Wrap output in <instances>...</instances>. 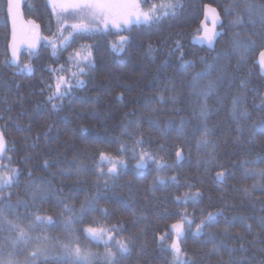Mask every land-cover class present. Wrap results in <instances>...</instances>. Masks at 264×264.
I'll return each instance as SVG.
<instances>
[{"label": "trees", "instance_id": "obj_1", "mask_svg": "<svg viewBox=\"0 0 264 264\" xmlns=\"http://www.w3.org/2000/svg\"><path fill=\"white\" fill-rule=\"evenodd\" d=\"M140 2L147 11L154 4L166 9L170 0ZM175 2L174 15L150 27L133 26L130 31L122 33L129 36V41L119 55L111 47L112 43L118 42L115 34L73 33L66 50H62L64 46L61 45L53 56V49L43 39L38 52H22L20 62L13 67L10 63L7 0H0V131L7 142L6 152L0 156V164L5 166L0 167V173L11 168L19 170L18 181L3 190V195L10 196V199L0 200V204L16 205L18 200L28 202V208L20 204L15 209L21 220L33 211L56 218L60 213L55 204L56 196L79 208L86 196H94L99 191V205L108 208L112 215L104 220L99 213H90L85 224H77L76 228L91 224V217L109 226L123 224L118 239L131 237L134 243L130 245V253L123 256L117 253L119 264H172V253L166 250V246L175 239L170 225L180 219L176 213L186 211L189 219L199 223L202 213L215 214L222 209L223 215L208 222L210 227L204 230V234H194L195 224L192 231L185 233L180 245L187 257L194 264H216L220 257L212 251L213 244L224 242L221 246L224 260L231 259L233 264H264V229L260 227V218L264 217V191L259 187L250 194L241 190L242 187L251 189L259 179L245 176V167L264 168V133L254 128V122L258 123L264 117V107H258L264 97V72L257 63L264 44L258 40L260 46L253 49L246 60L232 49L233 33L239 32L241 38L249 34L254 39L264 35V0ZM206 4L216 6L224 19L225 33L218 39L214 51L191 43V39L201 32ZM225 8L230 11L226 13ZM24 12L31 24L41 25L43 37L56 40L58 45L71 32L64 25L87 22L71 13L58 20L49 0H25ZM237 13L243 23L233 27L230 21ZM61 28L62 33L58 31ZM177 41L182 48L177 49ZM85 45H92L95 63V67L83 77L85 84L74 88L62 100L49 101L51 93L47 85L54 84L55 80L48 68L64 65L68 71H74L75 67L68 61L69 54L76 51L86 54ZM149 45L152 46L151 52ZM225 52L228 55H224ZM182 53L184 60L194 61V66H189L187 71L179 68ZM200 57H205V62H201ZM206 64L213 65L211 76L200 79L194 89L193 76ZM25 65H30L33 71L21 70ZM210 79L216 83L207 98L211 108L206 121L208 135L202 137L199 112L204 97L197 93L208 90ZM158 93L165 97L163 103L157 99ZM173 95L178 98L175 105L169 100ZM234 98L239 100L235 116L232 112ZM53 104L57 107L53 108ZM243 108L249 112L247 117L239 115V109ZM130 121H138L140 127L130 126ZM149 121L158 122L159 129L149 127ZM181 122L186 135L177 138L176 130L181 128ZM160 130L169 132L167 138L160 135ZM140 134L144 143L136 147L135 140ZM98 136L105 143H93ZM201 139L208 144H202L198 149L197 142ZM120 143L129 149L136 147L137 152L141 149L147 151L169 166L157 171L149 162L147 168L136 169L132 152L126 151L121 158L127 161V169L121 170L118 177L109 178L107 188L103 180L97 188V176L92 171L77 175V164L83 162L91 169L94 160L99 159L100 151L120 157ZM213 146L216 163L205 167L204 161L210 159ZM177 150L183 157L179 161L175 155ZM220 171L226 173L223 182L216 179V173ZM157 176L166 182L154 183ZM172 176H176L178 184L171 181ZM37 186L50 189L51 195L48 203L37 202L33 206L32 193ZM186 192H200L201 196L186 205L174 200ZM121 201L128 207L118 208ZM240 217L247 219L251 230L243 227L239 219L233 220ZM13 218L9 216V219ZM226 221L232 222L228 234L222 231L228 226ZM209 231L217 233L215 240L209 239ZM165 233L168 235L162 246L159 237ZM44 234L52 237L42 243L50 255L35 264H58L53 258L59 254L55 238L63 239L64 229L57 224ZM7 236V233L0 232V245L4 246L0 251L4 254L11 250ZM81 245L101 254L93 264H104L103 244L84 240L81 236ZM35 248L33 242L18 251L15 256L18 264H25L28 254ZM228 248L234 249L231 257ZM112 251L116 252V249L112 248Z\"/></svg>", "mask_w": 264, "mask_h": 264}, {"label": "snow or ice", "instance_id": "obj_2", "mask_svg": "<svg viewBox=\"0 0 264 264\" xmlns=\"http://www.w3.org/2000/svg\"><path fill=\"white\" fill-rule=\"evenodd\" d=\"M49 3L54 12H57L58 20L61 13H73L75 15L81 16L82 19H85L86 23H74L71 25H64V27L70 28L71 32L69 36H65L60 40V45L57 44L56 40H48L47 37L34 36L28 40H23L21 43L27 44L29 49H35L36 45L39 43L40 39H44L48 42L50 47L53 49V56L56 55V49L59 46H64L62 50H66L68 41L73 33L85 35V34H95V33H104V34H115L118 36V42L112 43L111 47L118 55L123 52L124 46L129 41V36L123 35L122 33L128 32L133 26H152L153 24L158 23L161 19L167 18L169 15H174L176 10L175 0H170L166 9H162L159 5H152L147 11L141 5L140 0H49ZM19 0H8V12L12 13L14 8L18 7ZM211 15V24L212 28L208 29L205 25L203 28L204 35L200 37V41L206 43L210 50H215V44L217 38L221 35L220 32L216 31V25L220 24L223 27L222 21L219 18V15L216 13L215 9L210 8ZM229 8H225V12L228 13ZM249 14L251 15V5L248 6ZM205 19H209L208 13H205ZM264 19V17H262ZM233 27L241 25L243 19L239 13L236 14L235 18L230 21ZM38 28L39 26L36 25ZM61 33L63 28L58 29ZM15 40V36L13 37ZM258 40L261 44H264V35L259 36L257 39H254L252 35L245 34L241 38L239 32L233 33V44L232 49L237 53L241 59L246 60L248 54L255 49L258 45ZM86 49V54H83L80 51H76L74 54H69L68 61L69 64L75 67L74 71H68L64 65H60L59 68H48V71L54 74V84L47 85L48 91L51 93L48 96V100L63 99L64 97L71 94L72 90L77 87H82L85 84L84 76L89 74V70L95 67L92 45L83 46ZM177 49L182 48V45L177 41ZM149 52L152 50V46H148ZM18 46L14 43L12 47V61H18ZM219 55V54H218ZM224 55H228V52H225ZM201 62H205V57L199 58ZM257 63L259 64L262 72H264V51H260L259 58ZM189 66H194V61H188L183 59V53L181 55V64L179 68L187 71ZM213 65L206 64L205 68L201 69L199 72H196L192 79V87L195 89L197 87L198 81L204 77H210ZM26 69L29 73L33 71L30 65H25L21 70ZM221 76L223 75V69L220 70ZM67 72V75L64 73ZM215 81H208V90H201L198 95L204 97L203 103L200 105V120L202 122V137L208 135V129L206 121L210 115L211 108L207 103V98L211 94L212 89L215 86ZM157 99L160 102H164L165 97L161 94H157ZM177 97L175 95L169 97V100L173 105L177 102ZM262 103L258 107H264V97L261 98ZM233 108L232 112L235 114L238 111V98H234L232 101ZM53 108H56L57 105L53 104ZM127 115V114H126ZM239 115L241 117H247L249 112L246 108L239 109ZM149 127H156L159 129V124L156 121H149ZM181 128L176 130L177 138H183L186 134L183 129V122H181ZM130 126H135L139 128L138 121H130ZM254 128H258L262 133H264V117H261L259 122H254ZM239 129V124H238ZM129 135H135L134 133H129ZM160 135L164 138H167L169 132L167 130H160ZM6 139L3 131H0V156L6 152ZM93 143L102 144L105 143L103 138L96 137L93 140ZM144 140L142 134L140 138L135 140L136 147L143 145ZM207 145L208 141L199 140L197 142V148L201 145ZM136 147L129 149L125 144L120 143L119 151L121 153L120 157H114L110 154L100 151L98 153L99 159L94 160L91 169L80 162L76 166L77 175L82 173H87L92 171L97 176L96 185L99 188L100 181L103 180L104 187L107 188L109 184V178L118 177L121 170H126L128 165L127 161L122 157L123 153L126 151H131L133 154V159L136 160L134 167L136 169H144L148 167L149 162L156 166L157 171L159 169L168 167L169 165L161 163L155 156L151 153L141 149L140 152L136 151ZM163 148V145H160ZM177 160L183 159L182 153L180 150H177L175 153ZM210 159L204 161L205 167H210L216 163L215 149L213 146V151L209 153ZM147 157V159H145ZM10 160V158H9ZM246 163V162H245ZM0 167H5L0 164ZM223 167V166H221ZM231 175V173H228ZM245 176H255L258 177L257 183L251 186V189L248 187H242L241 190L245 193L254 191L259 187L264 191V168H244ZM31 176V172H29ZM19 170L16 168L7 169L5 172L0 173V200H9L10 196H4L3 190L5 188H11L14 181H18ZM216 179L223 182L226 179L225 171H220L216 173ZM173 183L178 184L176 176L171 177ZM159 182L164 184L166 181L163 177L157 176L154 178V183ZM51 191L48 188H40L37 186V190L32 193V205L35 206L37 202L48 203L49 196ZM201 196L200 192L190 193L186 192L183 197L176 196L174 200L179 204H188L191 202H196L197 198ZM101 199L100 192L97 191L94 196H86L83 203L77 208L74 204L68 203L65 199L60 196H56L55 204L60 208V213L56 218L52 215L39 214V211H33L32 213L27 214L25 220L20 219V214L15 211L16 207L20 204H23L25 208L29 207L28 202L18 200L17 204L12 203H3L0 204V232L7 233V239L10 240L11 250L4 254L0 251V264H18L15 259V256L18 251L27 248L31 243L36 244L34 251H31L28 254V258L25 264H35L37 260L47 259L50 255L49 250L42 246V243L49 241L52 237L45 235L44 232L51 226L60 224L64 229L63 239L56 237V243L59 248V254L53 257L57 260L58 264H93V261L101 257V254L98 252H93L89 247L81 245V236L84 240L95 242L97 244H103L105 252L102 255L104 264H119L117 259V253L120 256L130 253V245L134 243L133 238L129 237L127 239H118L122 234L123 224H101L96 217H91V224L86 227L76 228L77 224L84 225L85 220L89 217L90 213H99V215L104 219L112 215L110 210L106 207H101L99 201ZM120 209H125L128 207V204L121 201L118 206ZM167 212V210H165ZM14 217L9 219V216ZM180 219L170 225V231L175 239L172 240L170 244H167L166 250L172 253V264H194L190 257H187V253L183 251L180 241L185 238V233L187 231L193 230V224H195L194 234L201 235L204 234V230L210 227L208 222L213 221L216 216H222L223 210H218L215 214L208 213L203 215L199 223H195L194 219H189L187 212L176 213ZM239 219L243 227L248 230H251L252 226L247 223V219L233 218V220ZM26 221V222H25ZM227 227L222 231L225 234L229 233V228L232 226L231 221H226ZM95 225V226H92ZM187 225V228H185ZM260 227L264 229V217L260 218ZM168 234L162 235L159 237L162 246L165 244V238ZM209 239L215 240L217 233L209 231L207 233ZM238 239H243L242 236H238ZM224 242L220 244H213L212 251L215 252L220 258L216 264H233L231 259L224 260L221 254V246ZM3 245H0V250L3 249ZM243 247V245H241ZM112 248L116 249V252L112 251ZM234 251L233 248H228L229 256Z\"/></svg>", "mask_w": 264, "mask_h": 264}, {"label": "water", "instance_id": "obj_3", "mask_svg": "<svg viewBox=\"0 0 264 264\" xmlns=\"http://www.w3.org/2000/svg\"><path fill=\"white\" fill-rule=\"evenodd\" d=\"M24 3L25 0H19V5L18 7L14 8L12 13L8 12V0H7V13H8V18H9V25H10V31H11V35H10V40H9V50H10V63L13 67H16L18 65V63L20 62V58H21V54L22 52L29 50L32 52H38L41 48V45L43 43V39H40L39 43L36 45L35 49H29L27 47V44L21 43V41L23 40H28L34 36H39V37H43L42 36V28L40 24H31V22L26 18L25 12H24ZM210 8L215 9L216 13L219 15L220 20L222 21V24L224 25V19L219 11V9L211 4H206L204 7V13H203V19L201 21V32L197 35H195L192 39H191V43L195 46H199V47H208L206 43H203L200 41V37H202L204 35L203 32V28L206 25L208 29L212 28V24H211V15L212 13L210 12ZM205 13H208L209 19H205ZM36 25H38L39 27L37 28ZM216 31L220 32L221 35L225 33V29L223 27H221L220 24L216 25ZM220 35V36H221ZM15 36V40L13 39V37ZM220 36L217 38H220ZM216 41V44H217ZM16 44L19 48L18 51V61H12L11 60V56H12V47L13 44ZM215 44V47H216Z\"/></svg>", "mask_w": 264, "mask_h": 264}, {"label": "rangeland", "instance_id": "obj_4", "mask_svg": "<svg viewBox=\"0 0 264 264\" xmlns=\"http://www.w3.org/2000/svg\"><path fill=\"white\" fill-rule=\"evenodd\" d=\"M51 6V5H50ZM56 13V15H57V12H55ZM71 13V12H70ZM70 13H61L60 14V16H62V15H64V14H70ZM71 14H73V13H71ZM73 15H75V14H73ZM78 16V15H77ZM78 17H80L81 19H82V17L81 16H78ZM83 21H86L85 19H83Z\"/></svg>", "mask_w": 264, "mask_h": 264}]
</instances>
